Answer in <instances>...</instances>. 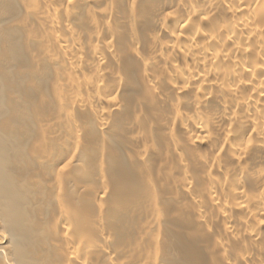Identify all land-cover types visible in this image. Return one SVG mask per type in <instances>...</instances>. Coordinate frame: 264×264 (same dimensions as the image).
<instances>
[{
  "label": "bare ground",
  "instance_id": "bare-ground-1",
  "mask_svg": "<svg viewBox=\"0 0 264 264\" xmlns=\"http://www.w3.org/2000/svg\"><path fill=\"white\" fill-rule=\"evenodd\" d=\"M0 264H264V0H0Z\"/></svg>",
  "mask_w": 264,
  "mask_h": 264
},
{
  "label": "rangeland",
  "instance_id": "rangeland-1",
  "mask_svg": "<svg viewBox=\"0 0 264 264\" xmlns=\"http://www.w3.org/2000/svg\"><path fill=\"white\" fill-rule=\"evenodd\" d=\"M76 26H82V23L76 22ZM127 65H124L122 67L119 68L120 73L122 74V76L128 75V70H127ZM169 96H173L171 92L168 93ZM137 111H140L142 113L147 114L150 119H157V121L159 120H167V118L169 117V110L166 108H164L163 112H149L146 110L145 105H143V103L140 104L139 108L136 109ZM153 140V141H152ZM150 141H152V145L154 148H156V150L158 151V155L155 157L150 158V162L152 161H157L158 159L160 160H164L165 158L161 157L163 151H165L168 156H171V152H170V145H166L164 146L163 144L160 143L157 135H152V136H146V142L150 144ZM113 145H115L116 147H118V145L121 144V142L119 141V139H114L112 140ZM174 142H178V140L174 139ZM160 154V155H159ZM169 159V158H167ZM128 167V164H125ZM126 170V167L123 166ZM137 166H132L131 169H134ZM112 184L117 185L116 182H113ZM173 190V188H172ZM122 192H126V194L130 195L132 198H134L137 202L144 204L147 201V197H145L143 194H141L140 192H137L135 190H131L129 188V186L124 185L122 188ZM171 192V187L170 186H165L163 190H160L158 192V198H160L161 200V205L158 208L159 211L161 213H169V218L172 220V223L164 226L163 229L160 231V235L164 238L165 241L169 242L170 240H173L175 245H181L184 243H188L190 244L195 238H203V237H207L206 235H204V233L201 231V228L197 227L196 225H193L189 219L186 218H181L179 221L177 220L178 218V209L176 204H174L169 198V195L167 196L166 193ZM134 224V223H133ZM176 224L178 226H176ZM213 226H215L216 224L213 223ZM175 230H181L180 232H182V234L180 236H176ZM213 241V239H208L207 241H205V245L209 246L211 244V242ZM176 252L173 253V258L170 260V258L168 260L170 261H176L178 258L176 257ZM209 253H206L204 255L208 256ZM176 258V259H175ZM169 261V262H170Z\"/></svg>",
  "mask_w": 264,
  "mask_h": 264
}]
</instances>
